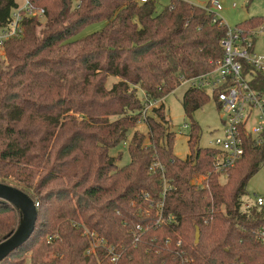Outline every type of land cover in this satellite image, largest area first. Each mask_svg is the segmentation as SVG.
<instances>
[{
  "label": "trees",
  "instance_id": "trees-1",
  "mask_svg": "<svg viewBox=\"0 0 264 264\" xmlns=\"http://www.w3.org/2000/svg\"><path fill=\"white\" fill-rule=\"evenodd\" d=\"M18 1L0 0V27ZM29 2L47 20L42 27L26 19L24 36L7 41L0 57V183L35 201L38 221L0 264H112L114 256L116 264H264L257 237L264 207L244 205L264 147L247 140L236 165L218 172L216 152L200 147L192 122L191 151L180 159L163 104L224 56L227 28L214 21L210 3L171 0L157 13L151 0H81L79 8L72 0ZM98 22L106 23L101 31L76 38ZM260 27L264 17L236 26L246 33ZM110 77L118 79L111 86ZM253 87L264 89L261 77ZM210 100L188 88L186 115ZM142 121L148 138L136 131L131 162L117 166L121 156L110 151ZM20 217L0 200V242Z\"/></svg>",
  "mask_w": 264,
  "mask_h": 264
},
{
  "label": "built area",
  "instance_id": "built-area-1",
  "mask_svg": "<svg viewBox=\"0 0 264 264\" xmlns=\"http://www.w3.org/2000/svg\"><path fill=\"white\" fill-rule=\"evenodd\" d=\"M24 1V4L11 10L8 24L0 27V50H4L7 41L24 36L26 19L35 18L42 22L46 18L44 9L34 7L29 0ZM72 2L74 8L81 6V0ZM210 6L213 11L208 10L215 14L214 21L217 22L222 4L219 0H210ZM221 25L227 28L221 42L224 56L213 63L212 71L187 80L185 84L205 92L224 114L222 134L208 147L216 152V170L224 173L244 156L247 140L264 147V89L253 87V84L259 83L260 77L264 81V55L255 51L256 36L264 32V27L246 33L242 29L228 27L223 21ZM254 205L264 207V197L256 196ZM257 237L264 241V230H258ZM96 242L99 245L103 243ZM92 246L89 253H92L96 243ZM117 261L116 256L112 257V264Z\"/></svg>",
  "mask_w": 264,
  "mask_h": 264
},
{
  "label": "rangeland",
  "instance_id": "rangeland-1",
  "mask_svg": "<svg viewBox=\"0 0 264 264\" xmlns=\"http://www.w3.org/2000/svg\"><path fill=\"white\" fill-rule=\"evenodd\" d=\"M156 3V12L160 13L165 7H167L171 0H151ZM194 5L207 8L210 0H184ZM223 9L218 12L219 18L231 28L236 27L241 22L253 17H264V0H219ZM19 5L25 3L24 0H19ZM209 10H212L211 6ZM213 11V10H212ZM47 18L42 19L41 25L44 27ZM105 22H98L89 25L81 31L76 37L77 39L87 37L93 33L101 31ZM255 51L257 54L264 55V32L259 33L255 40ZM1 61L5 58V52L0 50ZM118 79L110 77L109 86ZM189 85L183 84L181 88H178L175 92L166 96L163 100L168 119L170 122L171 131L175 134L174 154L180 159H187L190 154L189 138L191 134V123L194 122L199 127V139L200 147L208 148L213 145L215 139L222 134V120L224 118L223 112L219 111L215 102L210 100L204 106L192 112L191 117L187 116L182 103L183 96L188 90ZM140 100L146 104L148 97L145 91L138 88L137 92ZM153 104V103H152ZM157 106L160 102L156 103ZM147 107H149L147 105ZM142 132L146 134L148 138V126L142 121L135 129L128 132L127 141L118 147L110 151V155L115 157L121 156V159L117 161V166L123 167L131 162V157L128 151V144L136 132ZM201 181V178L196 180ZM248 195L245 198L244 205H251L255 203L256 196L264 197V165L248 182L247 185ZM88 231H85L87 234ZM93 252V251H92Z\"/></svg>",
  "mask_w": 264,
  "mask_h": 264
},
{
  "label": "water",
  "instance_id": "water-1",
  "mask_svg": "<svg viewBox=\"0 0 264 264\" xmlns=\"http://www.w3.org/2000/svg\"><path fill=\"white\" fill-rule=\"evenodd\" d=\"M0 200L12 204L21 215L16 230L0 242V263H2L34 234L38 221V205L22 190L4 183H0ZM195 238L196 242H199V227H196Z\"/></svg>",
  "mask_w": 264,
  "mask_h": 264
}]
</instances>
